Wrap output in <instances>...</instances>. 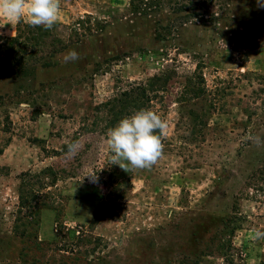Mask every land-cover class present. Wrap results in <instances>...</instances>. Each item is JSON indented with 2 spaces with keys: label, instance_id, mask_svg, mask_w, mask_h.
<instances>
[{
  "label": "rangeland",
  "instance_id": "obj_1",
  "mask_svg": "<svg viewBox=\"0 0 264 264\" xmlns=\"http://www.w3.org/2000/svg\"><path fill=\"white\" fill-rule=\"evenodd\" d=\"M130 2L60 0L50 30L30 26L27 9L0 17V264H264V7ZM71 50L79 59L65 63ZM161 74L163 155L126 172L119 199L98 183L109 114L96 109ZM45 169L54 177L37 178ZM44 182L53 208L29 224L20 189Z\"/></svg>",
  "mask_w": 264,
  "mask_h": 264
},
{
  "label": "clouds",
  "instance_id": "obj_2",
  "mask_svg": "<svg viewBox=\"0 0 264 264\" xmlns=\"http://www.w3.org/2000/svg\"><path fill=\"white\" fill-rule=\"evenodd\" d=\"M257 3L264 7V0H257ZM25 9L30 26H43L45 30H50L57 21L60 0H0V17H5L9 21H20ZM77 59L79 55L75 50L63 54L65 63ZM166 129V121L148 109L136 111L130 117L121 119L106 133L105 142L110 153V162L125 172L133 169H150L163 155L161 136ZM248 139L257 145L261 143L259 136H249ZM78 148V141L69 143L67 155L75 154ZM255 237L257 239L264 237V232L257 231Z\"/></svg>",
  "mask_w": 264,
  "mask_h": 264
},
{
  "label": "trees",
  "instance_id": "obj_3",
  "mask_svg": "<svg viewBox=\"0 0 264 264\" xmlns=\"http://www.w3.org/2000/svg\"><path fill=\"white\" fill-rule=\"evenodd\" d=\"M170 1L171 0H131L130 6L132 9H137V11H139L141 10L142 6H144L146 9H150L153 7L162 8L167 6L170 3ZM20 24L22 23L20 22ZM20 33H21V27L19 26L17 28V35L11 39L12 43L16 44L18 42L20 38ZM161 39H162L161 36L155 35L156 41H161ZM200 70L201 68L197 66L195 72L193 73L194 89L192 91L193 96L191 98H192V102L195 103H193L192 106H196L198 104L196 102H198L199 99L201 98V95L204 94L203 85L205 84V80L203 77V73H201ZM163 75L164 74H161V76H154L148 79L144 83L131 84L129 85V87H127V89L119 93L116 97L109 100L107 103L101 105V107L97 108L96 111L98 113H100L102 109H104L109 114V117L106 120L107 130L115 127L121 119L125 117H130L136 111L142 109L152 110L159 115L160 109L157 107L158 105L157 103H160V98H161L160 95L163 92H165V89H160L164 87H160L157 85L164 84L165 86V83L168 84L167 78L166 79L162 78L165 77ZM159 81L160 83H158ZM194 111L195 110H190L189 113L192 114L194 113ZM108 160H110V157L108 158ZM117 167L118 165H113L110 162L109 167L106 168V170L103 173L105 177L101 176L98 183L103 186H106L111 191L117 193L119 195V199H123L125 197L123 195L124 187L129 184L130 178L128 177V175H126V172L124 170L123 173L119 174L115 170ZM50 176L54 177V175L51 174V171L46 169L43 170L39 175H36L37 178L39 177L48 178ZM23 183H24V179H23ZM52 183L53 182L51 183L44 182L42 183L40 190L32 191L31 193H24L23 189L25 186L21 187L19 193L18 211L19 214L23 216V218L26 217L27 219H29L30 221L29 224H31L32 221H35L36 225L38 226L39 211L41 209L53 208L51 204L47 203L45 199L46 194L43 193L49 187L53 186ZM28 195H31V199L29 198Z\"/></svg>",
  "mask_w": 264,
  "mask_h": 264
}]
</instances>
